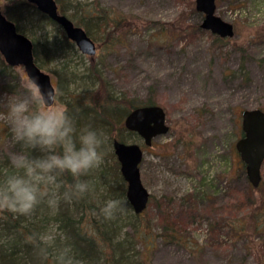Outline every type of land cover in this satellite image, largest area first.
I'll return each instance as SVG.
<instances>
[{
	"label": "rangeland",
	"instance_id": "1",
	"mask_svg": "<svg viewBox=\"0 0 264 264\" xmlns=\"http://www.w3.org/2000/svg\"><path fill=\"white\" fill-rule=\"evenodd\" d=\"M59 1L68 17L94 5V0ZM24 2L0 0V7L36 43V57L65 106L70 91L94 87L84 78L90 61L76 47V52L45 53L46 38L58 37L63 30ZM95 2L99 11L105 9L132 25L127 32L112 33L92 24L97 69L114 95L137 102L155 100L169 126L166 134L144 148L140 166L142 184L152 196L140 217L151 247L132 242L136 222L125 214L112 220L110 234L115 240L128 239L130 264L137 258L141 264H264V184L259 191L253 187L249 191L234 146L240 137V112L264 111V0L215 1V15L234 27L231 38L200 27L203 15L195 10V0ZM27 80L22 66L10 67L0 55V176L10 169V154L23 150L13 140L7 116L9 101L24 92ZM122 138L142 144L127 131ZM110 150L107 143L105 151ZM261 172L264 182V162ZM246 192L259 207L258 219L255 211L245 209ZM182 202L193 210L190 218L177 217L175 234L184 245L167 238L162 221L168 206L177 209ZM233 223H244L245 233L238 235ZM258 223L262 228L254 231ZM58 233L50 221L43 237L53 239Z\"/></svg>",
	"mask_w": 264,
	"mask_h": 264
},
{
	"label": "trees",
	"instance_id": "2",
	"mask_svg": "<svg viewBox=\"0 0 264 264\" xmlns=\"http://www.w3.org/2000/svg\"><path fill=\"white\" fill-rule=\"evenodd\" d=\"M55 1L59 12L65 15V4H59V0ZM24 4L36 9L35 6L26 2ZM98 4L94 0V5L90 6L92 5L91 3L89 5L90 8L84 13L82 12L81 15H72V18L65 16L73 21L75 25L83 28L93 41L92 24H95L100 29L103 28V32L111 30L112 33L118 31L127 32L132 28L131 23H127L124 18L115 17L105 9L99 11L100 7ZM40 15L49 21L47 17ZM7 19L15 24L19 33L25 35L16 21L11 18ZM51 38V40L48 38L45 40V46L47 47L45 53L53 55L60 50V52H63L65 49L76 52L74 44L66 38L62 31H60L58 37ZM106 38L110 40V34ZM104 43L110 44V41H104ZM32 44L35 62L40 69H43L42 64L36 57V43L32 41ZM88 59L90 64L85 70L84 78H87L91 84L93 83L94 87L92 89H83L81 92L70 91L67 94L65 106L79 125H91L94 128L103 130L107 134L108 145L112 146L114 139L125 142L122 138V134L127 131L123 126L125 116L136 107L155 105L156 101L148 97L142 102H137L124 96L114 95L108 81L102 77L97 69L94 58L88 57ZM129 133L134 134L132 132ZM33 154L39 155V153ZM10 170H7V172ZM241 171L245 173L242 163ZM62 179L65 183L72 182L71 176L66 175ZM86 179H91L95 182V192L84 198L74 199L71 203L62 201L59 210L55 213L46 205H41L28 217L0 211V264H54L52 256L48 254L53 251L52 247H49L44 240L40 239L50 221L57 225L59 231L58 235L52 239V242L57 247L70 245L74 249L76 258L82 264H130L129 250L127 248L128 239L115 240V237L109 231V228L115 222L112 220L107 222L102 217L93 214V210L98 211L107 199L122 198L127 201L125 195L126 183L120 174L119 164L111 150L106 152L105 164L102 168L92 176L86 177ZM262 184L264 182L261 172V182L257 188H253L254 191H259ZM248 188L251 191L252 186L249 183ZM247 193L244 194L245 209H248V212L251 213L255 211L258 219L259 214H257V211L259 207L249 201L251 192ZM151 199L152 196L150 195L149 202ZM178 206V211L175 207L168 206L169 212L165 214L162 209L159 212L161 214L164 213L162 214V221L166 223L163 225V229L168 232L167 238L170 241L184 245L182 238L175 234L180 223V221L177 223V217L180 215L190 218L193 210L190 204L185 207L183 202ZM241 207L243 208V205ZM127 209L126 219L136 222L132 227L134 232V241L132 242L139 240L142 244H145L144 246L147 245V248H150L151 241L147 239L148 234L146 233L147 225L142 220L140 221V217L146 209L141 214L135 215L128 201ZM244 225V223H233L232 228L240 235L245 233L246 227ZM261 228L262 225L258 223L253 230L257 231ZM142 262H144L143 259ZM131 264H141V261L137 258Z\"/></svg>",
	"mask_w": 264,
	"mask_h": 264
},
{
	"label": "clouds",
	"instance_id": "3",
	"mask_svg": "<svg viewBox=\"0 0 264 264\" xmlns=\"http://www.w3.org/2000/svg\"><path fill=\"white\" fill-rule=\"evenodd\" d=\"M7 119L13 140L23 150L10 154L11 170L0 176V211L28 217L46 205L55 213L62 201L71 203L95 192V182L86 177L105 164L108 137L103 130L79 125L55 91L30 77L24 92L9 101ZM66 175L71 183L62 179ZM127 210L125 199L110 198L93 214L110 221ZM40 239L52 247L48 254L54 264H82L70 245L57 247L51 237Z\"/></svg>",
	"mask_w": 264,
	"mask_h": 264
},
{
	"label": "water",
	"instance_id": "4",
	"mask_svg": "<svg viewBox=\"0 0 264 264\" xmlns=\"http://www.w3.org/2000/svg\"><path fill=\"white\" fill-rule=\"evenodd\" d=\"M57 24L66 38L74 43L78 51L90 58L96 55L98 46L83 28L61 14L55 0H26ZM216 0H195V10L202 13V29L220 38H231L234 27L215 15ZM0 55L10 67L22 66L26 76L35 78L45 90H53L51 77L38 67L33 56L32 41L19 33L15 24L8 20L0 7ZM124 128L136 134L142 144L112 141L113 153L119 164L120 174L126 183V199L135 215L147 207L150 193L143 186L140 175L144 147H151L152 141L169 131L164 109L155 104L136 107L123 120ZM241 136L235 142V150L244 165L247 180L253 188L261 181V167L264 162V112L260 109H245L240 112Z\"/></svg>",
	"mask_w": 264,
	"mask_h": 264
}]
</instances>
